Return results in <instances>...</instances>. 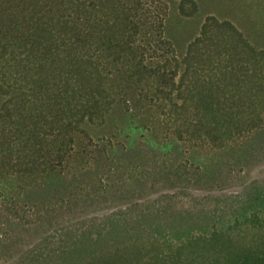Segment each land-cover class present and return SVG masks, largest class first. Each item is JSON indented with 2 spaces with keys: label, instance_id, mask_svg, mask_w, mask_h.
<instances>
[{
  "label": "trees",
  "instance_id": "obj_1",
  "mask_svg": "<svg viewBox=\"0 0 264 264\" xmlns=\"http://www.w3.org/2000/svg\"><path fill=\"white\" fill-rule=\"evenodd\" d=\"M171 6L200 15L197 0H0V205L113 147L223 153L264 127V46L214 16L179 43ZM79 264H264V208Z\"/></svg>",
  "mask_w": 264,
  "mask_h": 264
},
{
  "label": "rangeland",
  "instance_id": "obj_2",
  "mask_svg": "<svg viewBox=\"0 0 264 264\" xmlns=\"http://www.w3.org/2000/svg\"><path fill=\"white\" fill-rule=\"evenodd\" d=\"M197 4L189 21L170 8L179 43L214 16L264 46V0ZM100 153L83 172L26 192L15 210L0 205V264H79L130 239L159 245L207 235L264 208V127L223 153L186 157L136 141Z\"/></svg>",
  "mask_w": 264,
  "mask_h": 264
}]
</instances>
